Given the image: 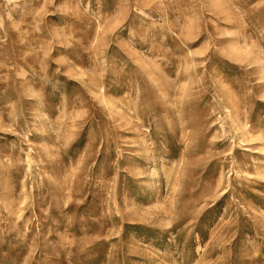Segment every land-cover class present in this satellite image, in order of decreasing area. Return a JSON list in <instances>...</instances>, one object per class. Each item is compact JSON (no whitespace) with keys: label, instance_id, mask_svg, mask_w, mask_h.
<instances>
[{"label":"rangeland","instance_id":"1","mask_svg":"<svg viewBox=\"0 0 264 264\" xmlns=\"http://www.w3.org/2000/svg\"><path fill=\"white\" fill-rule=\"evenodd\" d=\"M0 264H264V0H0Z\"/></svg>","mask_w":264,"mask_h":264}]
</instances>
